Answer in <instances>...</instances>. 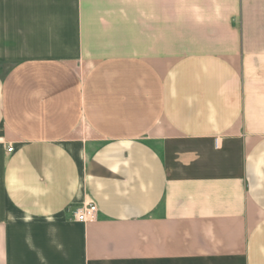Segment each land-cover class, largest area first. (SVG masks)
I'll list each match as a JSON object with an SVG mask.
<instances>
[{
  "label": "crops",
  "instance_id": "obj_1",
  "mask_svg": "<svg viewBox=\"0 0 264 264\" xmlns=\"http://www.w3.org/2000/svg\"><path fill=\"white\" fill-rule=\"evenodd\" d=\"M0 264H264V0H0Z\"/></svg>",
  "mask_w": 264,
  "mask_h": 264
},
{
  "label": "built area",
  "instance_id": "obj_2",
  "mask_svg": "<svg viewBox=\"0 0 264 264\" xmlns=\"http://www.w3.org/2000/svg\"><path fill=\"white\" fill-rule=\"evenodd\" d=\"M214 145L219 146V139H214ZM13 147L8 146L7 150L11 151ZM97 208L93 203H83L81 205H76L73 207V216L79 222L90 221L95 218Z\"/></svg>",
  "mask_w": 264,
  "mask_h": 264
}]
</instances>
